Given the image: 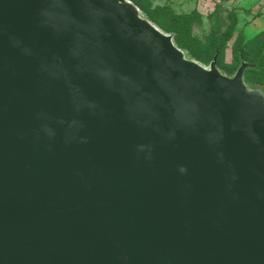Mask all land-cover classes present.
I'll use <instances>...</instances> for the list:
<instances>
[{
  "label": "water",
  "instance_id": "obj_1",
  "mask_svg": "<svg viewBox=\"0 0 264 264\" xmlns=\"http://www.w3.org/2000/svg\"><path fill=\"white\" fill-rule=\"evenodd\" d=\"M130 0H0V264H264V93Z\"/></svg>",
  "mask_w": 264,
  "mask_h": 264
},
{
  "label": "rangeland",
  "instance_id": "obj_2",
  "mask_svg": "<svg viewBox=\"0 0 264 264\" xmlns=\"http://www.w3.org/2000/svg\"><path fill=\"white\" fill-rule=\"evenodd\" d=\"M145 19L183 50L187 58L234 76L243 61L255 63L264 43V0H130ZM234 20L233 38L226 41ZM252 48L249 59L240 53ZM234 49L240 51L235 56ZM245 83L264 93V68L246 72Z\"/></svg>",
  "mask_w": 264,
  "mask_h": 264
},
{
  "label": "trees",
  "instance_id": "obj_3",
  "mask_svg": "<svg viewBox=\"0 0 264 264\" xmlns=\"http://www.w3.org/2000/svg\"><path fill=\"white\" fill-rule=\"evenodd\" d=\"M235 27H236V21L234 20L233 25H232L230 31L227 33V37L225 39V42L226 41L228 42V41H230L233 38L234 28ZM251 51H252V48H250L248 51H242V52L238 51L237 49H234V53H235V56L236 57H238V53L240 52L243 55V57H245L247 59L250 58ZM253 59L255 60L254 61L255 63H253V64L250 63L252 65H255V67H253V68H256V67L264 68V43L261 46V48L259 49L257 56H255V58L253 57ZM218 60H219V56H218ZM217 65H218V62H217ZM253 68H249V69H247V71L250 70V69H253ZM246 72H245V74H246Z\"/></svg>",
  "mask_w": 264,
  "mask_h": 264
}]
</instances>
